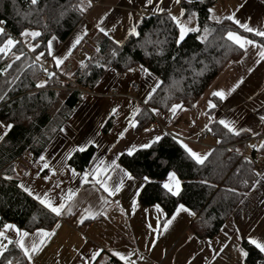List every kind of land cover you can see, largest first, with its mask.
Here are the masks:
<instances>
[{"label":"trees","instance_id":"1","mask_svg":"<svg viewBox=\"0 0 264 264\" xmlns=\"http://www.w3.org/2000/svg\"><path fill=\"white\" fill-rule=\"evenodd\" d=\"M88 2L38 0L37 5H32L31 0H0V24L5 30L0 38L9 35L17 41L8 52L0 53V95L5 96L0 101V122L13 125L0 140V228L12 223L20 230L31 232L38 228L51 229L57 223L54 214L18 187L22 172L16 168L15 161L21 156L35 161L83 101L84 96L73 88L72 80L79 88L91 91L108 68L123 74L129 67L143 65L162 82L148 103H138L137 128H148L158 113H167L173 104L191 108L227 62L242 54L241 47L227 39L228 31L264 45V38L245 31L226 17L219 23L211 22L208 11L214 0H180L184 19L195 13L199 31L187 33L179 45L176 43L179 28L169 13L144 15L137 25L138 35L130 34L120 44L97 31L86 34L78 47L90 40L95 51L66 76L56 69L47 54L48 41L52 37L65 41L89 10ZM81 7L85 9L83 12ZM205 28L210 30L202 37ZM25 30L41 33L34 38L38 46L35 51L26 49L22 43L21 33ZM41 52L45 55L36 60ZM17 56L20 58L16 59ZM46 61L52 63L53 70L49 73H55L54 76L42 68L41 63ZM44 81L45 86L38 88L37 84ZM213 101L216 106L219 104L218 98L213 97ZM112 123L113 117H109L102 132L106 133ZM206 132L219 143L211 148L203 164H197L169 132L151 147L136 149L132 156L121 153L117 163L134 178H149L137 194L141 205H160L164 221L178 204H184L195 213L189 233L210 239L220 232L227 217L258 178L255 176L258 170L250 160L241 158L244 147L241 139L249 142L246 134L229 133L216 120L207 125ZM262 144L264 138L251 153H258L264 162ZM94 152L93 146L84 151L74 150L68 162L77 171H84ZM169 172H175L181 182L182 191L178 196H172L162 187ZM242 244L248 253L247 264H264L263 254L254 245L246 241ZM7 260L25 264L15 244L8 245L0 264H6ZM110 262L124 264L114 257L107 264Z\"/></svg>","mask_w":264,"mask_h":264},{"label":"crops","instance_id":"2","mask_svg":"<svg viewBox=\"0 0 264 264\" xmlns=\"http://www.w3.org/2000/svg\"><path fill=\"white\" fill-rule=\"evenodd\" d=\"M217 1L214 0L209 9ZM223 2L225 5L233 6L228 9L227 16L235 13V19L241 24L264 29V0H223ZM154 6L163 7L165 9L163 12L178 17L180 21L184 19L180 15L182 9L175 0H154L153 5H147L146 0H100L96 5L91 4L65 41L59 42L56 38L53 40V55L50 56L53 65L61 73L69 76L83 64L86 58L80 51L79 44L75 48L72 47L77 35L83 38L85 33L95 31L104 35L97 27L99 25L108 32L106 37L110 40L122 42L130 35L129 30L132 27L137 31L141 19L137 15V10L144 8L143 16L161 13L153 11ZM210 13L208 11V16ZM234 33L242 40H252ZM22 43L28 50L36 45L31 36H22ZM69 49H71L70 54ZM241 49L242 54L227 62L193 104L195 107H182L175 113L170 110L167 113H158L157 123L151 128L146 126L137 128L135 109L138 108V103L147 99L146 94L155 86L157 78L152 73L151 76L143 73L140 67L134 68L133 72L127 71L123 74H118L112 68L105 71L63 124L61 128L63 131L60 130L39 157L32 162L31 167L22 172L19 185L30 187L35 194L43 196L44 192H48L51 198L59 200L69 190L77 191L73 204L74 214L65 212L63 216L57 217V223L60 225L58 228L57 223L51 229L43 228L45 231L54 232V235L45 239L41 250L33 256L32 264H107L113 257L112 251L123 254L135 253L131 259L136 264H247L246 257L239 256L240 249L245 251L242 243L245 241L249 243V238L264 242V203H262L264 184L257 185L255 189L250 188L247 197L244 196L242 199L244 203L240 201L234 208L223 223L220 232L213 238L206 239L189 233L188 227L195 215L185 212L178 214L169 228L164 230L163 223L175 214L176 208L169 218L162 221L163 210L158 211L156 205H141L137 201V194L145 182L144 178L129 181L124 177V187L114 197L108 196L94 181L82 182L86 172L93 173L97 168H106L107 171L101 172V175L104 178L111 177L110 185L118 183L123 176L121 169H125L121 166L115 170L107 168L111 161L115 159L117 162L118 156L127 153L129 148L133 146L135 150L142 148V144L166 132L171 133L178 141L186 143L195 152L201 155L208 154L217 144V139L206 132L205 127L213 120L233 122L237 129H251L240 133L249 137V152L252 148H257L264 138L262 136L264 122L259 119L264 115V59L260 57V51L264 48L262 44L254 41V44H245ZM54 56L63 59L60 67L56 66ZM240 81L242 83H239ZM132 83L139 86L136 94L138 101H135L129 93ZM238 83L239 86L230 92ZM214 91H224L226 99L220 100L216 97L219 99V104L209 114L211 108L209 102L212 103L215 97L212 95ZM113 108L117 109L115 113L112 112ZM109 117H113V123L109 130L103 133L102 127ZM130 121L136 122V127H131ZM125 128L128 131L121 137L119 133ZM4 131L7 130L0 129V134ZM203 132L207 135L205 139H201ZM89 146L94 147V155L84 171L75 169L78 175L74 176L71 171L74 168L69 164L68 158L74 150ZM41 156H44L45 160H40ZM45 163L49 164L48 169H44ZM44 176L49 179H43ZM88 179L92 180V176L89 175ZM165 182L173 183L168 179V175L163 184ZM57 184L59 188L56 187ZM133 200L136 201L135 207L132 204ZM82 216L88 218L83 224H79L77 221ZM38 229L27 231L30 235L26 238V242L31 243L32 240L39 239L36 235ZM153 229L156 231L154 232ZM0 230L4 231L9 239H17L14 229H4L2 226ZM153 239H156L154 247L149 245V241ZM0 243L7 244V240L0 237ZM94 252H99V255L96 259L90 260L89 257ZM262 254L264 256V253ZM20 255L25 264H28L21 250ZM114 258L121 261L118 257Z\"/></svg>","mask_w":264,"mask_h":264},{"label":"snow or ice","instance_id":"3","mask_svg":"<svg viewBox=\"0 0 264 264\" xmlns=\"http://www.w3.org/2000/svg\"><path fill=\"white\" fill-rule=\"evenodd\" d=\"M154 0H146L147 5H153ZM175 2L177 4L180 3V0H175ZM189 2H191V0H189ZM38 0H31V4L32 5H37ZM88 7H91V0H89L88 2ZM241 7H243V5H241ZM85 9L83 7L80 8V11L83 12ZM153 11H160L163 12L165 11V9L163 7L160 6H154ZM213 9H209V12H212ZM172 21H174L177 24V27L179 28V37L176 40V43L179 45L185 38V35L189 32H193V31H199L198 28L195 27H187L186 24H182L180 23L178 17L176 16H171V14L169 13ZM181 16L184 15V10H181L180 13ZM195 17V13H192L191 16L189 17V21L192 20V18ZM226 19L228 20H232L234 23L239 24L240 27H242L245 31L250 32V33H254L256 36L262 37L264 38V29H255L250 27L248 24H241V22L238 19H235V13L229 15L226 17ZM216 22L219 23V18H216ZM101 23H103V21H101ZM97 27H99V30L101 32L104 33L105 36L108 35V32L105 31V29L103 27H100L99 25H97ZM205 32H208V29L205 28L204 29ZM129 33L131 35H138L136 28L132 27L129 30ZM0 35H5V30L3 28H0ZM22 36H31L32 38H36L38 36L41 35L40 32L37 31H32V32H28L27 30H25L24 32L21 33ZM86 35V33H85ZM227 39L230 41H233L234 43L238 44L241 48L245 47V44H254V41L252 40H242V38L238 35H236L234 32L232 31H228L227 32ZM82 37L80 35H77L72 47L75 48L78 44H80ZM53 40H55V37L52 38V40L48 41V46H47V54L49 56L53 55L52 52V47H53ZM17 43L16 40H14L13 38H11L10 36L4 40L3 45L0 46V52H5L6 50H10L12 47H14V45ZM114 43L116 44H120L121 41H114ZM38 46L37 45H33L30 47V51H35L36 48ZM262 48H264V45H262ZM71 52V49H69V54ZM45 53L41 52L36 56V60H40L42 56H44ZM116 55V52H113V56ZM260 57L261 59H264V50L260 51ZM20 57L17 56L16 59H19ZM55 62H56V66L60 67V65L63 63V59L58 58V57H53ZM67 57L65 56L64 59H66ZM175 59V58H173ZM98 67H103V65H97ZM9 67H11V65H9ZM251 71V69H249ZM45 71H47V69H45ZM129 72H133L135 71V69L129 67L128 68ZM140 71H142L143 73L151 76V72L147 69L144 68L143 65L140 66ZM55 73H49V76H54ZM239 83H242V81H240ZM239 83L234 85V87L230 90L234 91L236 87L239 86ZM46 84V81L41 82L39 84H37L38 88H43ZM162 82L157 80L155 82V86L146 94L147 95V99L144 101V103H148L149 100L152 99L153 94L157 91L158 88H160ZM230 94V93H229ZM213 96L215 97H219L220 100H224L226 99V94L224 91H214L212 93ZM5 100V96L0 95V101ZM216 105L212 104L211 102H209V107L214 108ZM193 107H195V105H193ZM177 109H182V105L181 104H173L170 111H172L173 113H175V111ZM117 111L116 108L112 109V112L115 113ZM136 112H139V108L135 109ZM152 111L154 113H158V109L153 108ZM261 122H264V115H261L259 117ZM219 124H221L225 129H227V131L229 133H232L234 135H239L240 131H251V129H237L234 126L233 122H229L226 120H220ZM130 125L131 127H136V122L134 121H130ZM13 127L12 124H5V123H0V129H6V130H11ZM207 127V125L205 126ZM209 131H211V129H208ZM61 131H63V129H61ZM128 129L125 128L123 132L119 133V135L121 137H123L124 132H127ZM145 131H148V129H145ZM7 135V131H4L3 134H0V140L4 139V136ZM167 135V134H165ZM162 139L161 135H156L152 140H150L148 143L142 144L141 147L142 148H149L151 147V145L153 143H157ZM175 139V137H174ZM219 143V141H217ZM91 143V141L89 142ZM180 146L184 149V151L197 163V164H203L207 158L208 154H204L201 155L197 152H195L192 148H190L186 143H183L182 141H179ZM255 147V146H253ZM261 147H264V144L261 145ZM79 151H84L85 148L84 147H80L78 149ZM135 151V146H133L132 148H129L127 150V154L129 156L133 155V152ZM40 160H45L44 156L40 157ZM101 163H103V161H101ZM44 169H48L49 168V164L45 163L43 165ZM107 168H112V170L115 169H119L120 165L117 164L116 160L113 159L111 161V164L107 166ZM72 174L74 176L78 175V173L76 172L75 169H72ZM107 169H100L97 168L93 173H88L86 172L84 174V178H83V183H91V182H95V184L100 185V187L103 189V191L105 193L108 194V196H116L117 193H119L121 191V189L124 187V177H127V179L129 181L134 180L135 178L133 177V175L130 172H127L126 170L121 169V172L123 173V176L120 178L118 183H113V184H109V180L111 179V177H107L104 178L101 175V172H106ZM55 175V172L53 173ZM89 175L92 176V180H89L88 177ZM255 176L260 177V179H256L253 181V183L250 185L251 188L255 189L257 185H262L264 184V174L262 173H255ZM6 179H11V177H6ZM43 179L47 180L49 179L47 176H44ZM168 179L170 181H172V184H169L167 182H165L162 187L164 189H166L172 196H178L180 195L182 189H181V182L179 180V178L177 177L175 172H169L168 173ZM144 181L147 183L149 182V178L146 176L144 177ZM18 187L22 188L24 192H26L28 194V196L32 197L33 199L37 200L45 209H47L50 213L54 214V216L56 217H61L65 214V212H67L68 214H74L73 213V204L75 201V198L77 197V191L76 190H69V192L67 194H65L64 196H62L59 200H54L53 198H51L49 196L48 192H44L43 196L39 195V194H35L33 192V190L24 185V184H20L18 185ZM57 188H59V184L56 185ZM230 191H235L234 189H230ZM248 193H244V196L247 197ZM108 201L105 199V203H107ZM116 203H119V201H116ZM241 203H244L243 200H241ZM262 203H264V201H262ZM133 207L136 206V201L133 200L132 202ZM157 208L158 211L162 212V209L160 207V205H156L155 206ZM181 212H185V213H189L190 215H195V213H192L184 204H178L175 210V214H173L169 219H167L162 227L164 230H167L169 228V226L173 223V221L176 219V216L178 214H180ZM88 217L86 216H82L78 219V223L79 224H83L85 222V220ZM60 225L59 223L56 224V227L58 228ZM4 229H14L16 231L17 234V239L12 240L9 239L6 235L5 232L0 230V237H3L5 240H7V244L4 243H0V257H4V254L8 251V245L9 244H15L22 252L23 255L27 258L28 264H32L33 261V256L35 255V253H37L38 251L41 250L45 239L46 238H50L51 236L54 235V232L52 231H45L43 228H40L37 230V236L39 237V239H34L32 240L31 243L26 242V238L30 235L29 232L27 231H21L18 228H15L14 225L11 224H5ZM149 227H152V225H149ZM153 231L155 232L156 229H153ZM189 239H191V237H189ZM249 243L254 245L261 253H264V242H260L257 239H253V238H249ZM156 244V239H153L151 241H149V245L154 247ZM135 253H128V254H123L119 251H112V256L113 257H118L121 261L124 262V264H136V262L134 260L131 259V256L134 255ZM99 255V252H94L92 253V255L89 257L90 260H94L96 259V257ZM248 253L246 251H244L243 249L239 250V256L240 257H247ZM141 259H143V257H141ZM6 264H13L12 260H7Z\"/></svg>","mask_w":264,"mask_h":264},{"label":"built area","instance_id":"4","mask_svg":"<svg viewBox=\"0 0 264 264\" xmlns=\"http://www.w3.org/2000/svg\"><path fill=\"white\" fill-rule=\"evenodd\" d=\"M99 1L100 0H91V4L96 5L99 3ZM144 12H145L144 8H139L137 10V15L139 17H142ZM0 26L2 27L1 24H0ZM80 51L85 55L86 58H90L93 55L95 48L91 42H84L80 47ZM41 66L44 70L47 69L46 72H48V73L52 72V70H53L52 69V63L49 61L41 63ZM72 83H73V88L76 90H79L84 97L90 93V91L88 89L79 88L75 84V80H72ZM138 90H139L138 84L132 83L129 93L133 97V99H135V101L136 100L138 101L137 96H136ZM156 123H157V119L155 118L154 121L148 126V128H151ZM206 136H207L206 133L203 132L201 134V139H205ZM241 142L244 145L243 150L241 152V158L250 160L256 166L259 173L264 172V162H262L261 156L258 153L252 154L251 152H249L248 139L243 138V139H241ZM31 164H32V162L26 156H21V157L17 158L15 161L16 168L18 170H20L21 172L27 171L31 167ZM109 264H115V262H110Z\"/></svg>","mask_w":264,"mask_h":264},{"label":"rangeland","instance_id":"5","mask_svg":"<svg viewBox=\"0 0 264 264\" xmlns=\"http://www.w3.org/2000/svg\"><path fill=\"white\" fill-rule=\"evenodd\" d=\"M231 7H233L232 5H225L224 4V2H223V0H218L213 6H212V8L211 9H213V11L210 13V15L208 16V18H209V20L211 21V22H216V18H219V20L221 19V18H223L224 16H227V14H229V8H231ZM191 16V15H190ZM189 16V17H190ZM189 17L188 18H186V19H183V20H181L180 21V19H179V21H180V23H182V24H186V26L187 27H195V28H197V25H196V21H195V17H193L192 18V20L191 21H189ZM0 28H2L1 26H0ZM208 29V32H205L204 31V29H203V31H202V37H205L208 33H209V28H207ZM1 36V35H0ZM9 37V35H7V36H2L1 38H0V46H2L3 45V42H4V40H6L7 38ZM11 37V36H10ZM12 38V37H11ZM9 50H6L5 52H3V53H6V52H8ZM1 53V52H0ZM212 103L213 104H215V102L214 101H212ZM215 108H216V106H215ZM214 108V109H215ZM213 109V110H214ZM209 114H210V112H208ZM257 144H259V143H257ZM256 144V145H257ZM259 146V145H258Z\"/></svg>","mask_w":264,"mask_h":264}]
</instances>
